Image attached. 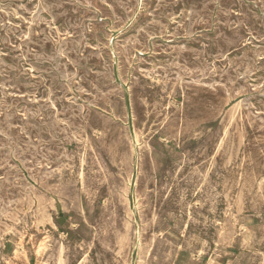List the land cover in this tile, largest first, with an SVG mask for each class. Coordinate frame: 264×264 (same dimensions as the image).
I'll return each mask as SVG.
<instances>
[{
	"label": "rangeland",
	"instance_id": "rangeland-1",
	"mask_svg": "<svg viewBox=\"0 0 264 264\" xmlns=\"http://www.w3.org/2000/svg\"><path fill=\"white\" fill-rule=\"evenodd\" d=\"M263 194L264 0H0V264H263Z\"/></svg>",
	"mask_w": 264,
	"mask_h": 264
},
{
	"label": "bare ground",
	"instance_id": "bare-ground-1",
	"mask_svg": "<svg viewBox=\"0 0 264 264\" xmlns=\"http://www.w3.org/2000/svg\"><path fill=\"white\" fill-rule=\"evenodd\" d=\"M33 27V26H32ZM36 28V27H35ZM142 76V75H141ZM151 76V75H150ZM155 76V75H154ZM154 76H152V77H154ZM145 77V76H144ZM171 79V78H170ZM136 80V79H135ZM157 80V79H156ZM166 81V80H165ZM151 82V81H150ZM158 83H160V82H158ZM163 83V82H162ZM167 87H169V86H167ZM163 89H164V87H162ZM158 89V88H157ZM167 89V88H166ZM172 89V88H171ZM162 90V89H161ZM168 90H169V88H168ZM155 91V90H154ZM153 91V92H154ZM171 91V90H170ZM182 92V91H181ZM170 93V92H169ZM177 93V92H176ZM178 94V93H177ZM184 94H186V93H184ZM151 95V94H150ZM179 95V94H178ZM122 97V96H121ZM177 97V96H176ZM143 99H144V97H143ZM173 99V98H172ZM176 100V99H175ZM182 100V99H181ZM122 101V100H121ZM153 101V100H152ZM167 101V100H166ZM177 101H178V99H177ZM142 102V101H141ZM141 102H139V103H141ZM179 102V101H178ZM227 102V101H226ZM142 103H144V102H142ZM141 103V104H142ZM149 103V102H148ZM152 103V102H151ZM123 104V103H122ZM165 104H166V102H165ZM187 104V103H186ZM220 104H221V101H220ZM176 105V104H175ZM144 106H145V103H144ZM218 106H220V105H218ZM172 107V106H171ZM178 107H179V105H178ZM184 107V106H183ZM225 107V106H224ZM145 108V107H144ZM166 108V107H165ZM178 109V108H177ZM186 109V108H185ZM225 109V108H224ZM171 110V109H170ZM218 110V109H217ZM169 111V110H168ZM221 111V110H220ZM165 112V111H164ZM184 113V112H183ZM208 113H210V112H208ZM220 113V112H219ZM164 114V113H163ZM181 114V113H180ZM208 116V115H207ZM217 116V115H216ZM245 116V115H244ZM166 118V117H165ZM215 118V117H214ZM172 119V118H171ZM216 119V118H215ZM218 119V118H217ZM111 120V119H110ZM204 120V119H203ZM104 121V120H103ZM173 121V120H172ZM100 122V121H99ZM107 122V121H106ZM113 122V121H112ZM201 122V121H200ZM247 122V121H246ZM104 122H102V124H103ZM116 123V122H115ZM203 123V122H202ZM241 123V122H240ZM105 124V123H104ZM103 124V125H104ZM169 124V123H168ZM100 125V124H99ZM102 125V126H103ZM170 125H172V124H170ZM196 125H198L197 123H196ZM209 125V124H208ZM94 126V125H93ZM216 126V125H215ZM92 127V126H91ZM104 127V126H103ZM249 127V126H248ZM260 127V126H259ZM94 128H96V127H94ZM169 128V127H168ZM167 128V129H168ZM215 128V127H214ZM224 128V127H223ZM198 129V128H197ZM254 129V128H253ZM256 129V128H255ZM254 129V130H255ZM85 130V129H84ZM194 130V129H193ZM192 130V131H193ZM253 130V131H254ZM91 131V130H90ZM89 131V132H90ZM181 132H182V130H180ZM227 131V130H226ZM88 132V133H89ZM102 132H104V131H101V133ZM176 132V131H175ZM181 132H180V134L179 135H181ZM214 132V131H213ZM212 132V133H213ZM231 132V131H230ZM86 133V132H85ZM162 133V132H161ZM183 133V132H182ZM215 133V132H214ZM255 133V132H254ZM87 134V133H86ZM158 134V133H157ZM170 134V133H169ZM226 134V133H225ZM90 135V134H89ZM161 135V134H160ZM212 135V134H211ZM98 136V135H97ZM213 136V135H212ZM221 136V135H220ZM224 136V135H223ZM88 137V136H87ZM211 137V136H210ZM218 137V136H217ZM94 138V137H93ZM129 138V137H128ZM153 138H155V137H153ZM167 138V137H166ZM182 138V137H181ZM213 138V137H212ZM83 139H84V136H83ZM161 139V138H160ZM176 139V138H175ZM186 139V138H185ZM127 140V139H126ZM189 140V139H188ZM202 140V139H201ZM208 140V139H207ZM224 140V139H223ZM90 141V140H89ZM153 141H154V139H153ZM158 141V140H157ZM81 142V141H80ZM125 142H127V141H125ZM159 142V141H158ZM167 142V141H166ZM176 142V141H175ZM193 142V141H192ZM90 143V142H89ZM128 143V142H127ZM172 143V142H171ZM189 143V142H188ZM206 143V142H205ZM223 143V142H222ZM221 143V144H222ZM85 144V143H84ZM91 144H92V142H91ZM191 144V143H190ZM198 144V143H197ZM220 144V145H221ZM131 145V144H130ZM243 145V144H242ZM78 146V145H77ZM84 146V145H83ZM151 146V145H150ZM155 146V145H154ZM178 146V145H177ZM212 146V145H211ZM217 146V145H216ZM91 147V146H90ZM90 147H89V149H90ZM191 147V146H190ZM205 147H206V145H205ZM101 148V147H100ZM128 148V147H127ZM149 148V147H148ZM153 148V147H152ZM158 148V147H157ZM216 148V147H215ZM262 148V147H261ZM196 149V148H195ZM221 149H222V146H221ZM108 150V149H107ZM174 150V149H173ZM209 150H210V148H209ZM79 151V150H78ZM176 151V150H175ZM184 151V150H183ZM186 151V150H185ZM192 151V150H191ZM77 152V151H76ZM82 152V151H81ZM91 152V151H90ZM101 152H102V150H101ZM174 152V151H173ZM189 152H190V150H189ZM249 152V151H248ZM258 152V151H257ZM103 153V152H102ZM129 153V152H128ZM181 153V152H180ZM211 153H212V151H211ZM119 154V153H118ZM213 154V153H212ZM258 154V153H257ZM102 155V154H101ZM124 155H125V153H124ZM123 155V156H124ZM127 155V154H126ZM174 155V154H173ZM179 155V154H178ZM214 155V154H213ZM110 156V155H109ZM172 156V155H171ZM175 156V155H174ZM245 156V155H244ZM251 156V155H250ZM77 157V156H76ZM79 157V156H78ZM131 157V156H130ZM159 158L161 157V156H158ZM179 157V156H178ZM238 157V156H237ZM243 157V156H242ZM248 157V156H247ZM254 157V156H253ZM259 157V156H258ZM86 158V157H85ZM103 158H105V156L103 157ZM190 158V157H189ZM221 158H222V156H221ZM78 159V158H77ZM112 159V158H111ZM111 159L109 160V161H111ZM130 159V158H129ZM251 159V158H250ZM87 160H89V159H87ZM122 161L123 160H126V157H125V159H121ZM128 160V159H127ZM161 160V159H160ZM189 159H187V161H188ZM191 160V159H190ZM98 161V160H97ZM107 161V160H106ZM118 161V160H117ZM178 161H180V160H178ZM197 161V160H196ZM248 161V160H247ZM253 161V160H252ZM257 161V160H256ZM85 162H86V160H85ZM108 162V161H107ZM112 162V161H111ZM162 162H163V160H162ZM173 162V161H172ZM201 162V161H200ZM87 163V162H86ZM151 163V162H150ZM158 163H159V161H158ZM186 163V162H185ZM188 163V162H187ZM253 163V162H252ZM95 164V163H94ZM162 164V163H161ZM183 164V163H182ZM237 164V163H236ZM250 164V163H249ZM254 164V163H253ZM81 165V164H80ZM85 165V164H84ZM111 165V164H110ZM113 165V164H112ZM115 165H117V164H115ZM120 165V164H119ZM124 165V164H123ZM154 165V164H153ZM176 165V164H175ZM188 165V164H187ZM195 165H196V163H195ZM248 165V164H247ZM91 166V165H90ZM106 166V165H105ZM114 166V165H113ZM126 166V165H125ZM164 166V165H163ZM177 166H179V165H177ZM185 166H186V164H185ZM191 166V165H190ZM88 166H86V168H87ZM116 167H118V166H116ZM194 167V166H193ZM196 167V166H195ZM215 167V166H214ZM241 167V166H240ZM115 168V167H114ZM157 168V167H156ZM169 168H172L171 166L169 167ZM187 168H188V166H187ZM208 168V167H207ZM229 168V167H228ZM243 168V167H242ZM251 168V167H250ZM73 169V168H72ZM109 169V168H108ZM148 169V168H147ZM179 169V168H178ZM184 169V168H183ZM190 169V168H189ZM103 170V169H102ZM110 170V169H109ZM149 170H151V168L149 169ZM182 170V169H181ZM185 170H186V168H185ZM184 170V171H185ZM192 170V169H191ZM216 170V169H215ZM252 170V169H251ZM69 171V170H68ZM117 171V170H116ZM120 171V170H119ZM122 171V170H121ZM156 171H158V170H156ZM161 171V170H160ZM180 171V170H179ZM187 171V170H186ZM189 171V170H188ZM223 171V170H222ZM250 171V170H249ZM54 172V171H53ZM75 172V171H74ZM149 172V171H148ZM153 172H155V171H153ZM180 172H182V171H180ZM179 172V173H180ZM227 172V171H226ZM243 172H244V170H243ZM248 172V171H247ZM55 173V172H54ZM61 173H63V172H61ZM66 173V172H65ZM76 173V172H75ZM74 173V174H75ZM78 173V172H77ZM101 173V172H100ZM108 173H110L111 174V171L110 172H108ZM107 173V174H108ZM121 173V172H120ZM166 173V172H165ZM167 173H168V171H167ZM171 173V172H170ZM170 173H169V175H170ZM206 173V172H205ZM251 173V172H250ZM64 174V173H63ZM68 174V173H67ZM97 174V173H96ZM96 174H94V175H96ZM155 174V173H154ZM177 174V173H176ZM185 174V173H184ZM228 174V173H227ZM70 175V174H69ZM72 175H73V173H72ZM87 175V174H86ZM167 175V174H166ZM186 175V174H185ZM188 175H189V173H188ZM64 176V175H63ZM84 176V175H83ZM99 176V175H98ZM101 176V175H100ZM110 176V175H109ZM118 176V175H117ZM122 176V175H121ZM155 176V175H154ZM178 176H180V175H178ZM178 176H177V178H178ZM227 175H225L224 177H226ZM258 176V175H257ZM93 177V176H92ZM116 177V176H115ZM126 177V176H125ZM158 177H161V175L160 176H158ZM164 177V176H163ZM182 177V176H181ZM183 177H185L184 175H183ZM205 177V176H204ZM216 177V176H215ZM61 178V177H60ZM62 178H64V177H62ZM84 178H85V176H84ZM95 178H96V176H95ZM99 178V177H98ZM117 178V177H116ZM170 178V177H169ZM200 178V177H199ZM222 178H223V176H222ZM258 178V177H257ZM109 179V178H108ZM113 179H115L114 177H113ZM112 179V180H113ZM158 179V178H157ZM161 179V178H160ZM168 179V178H167ZM189 179V178H188ZM193 179L194 178H192V181H193ZM202 179V178H201ZM201 179H199L200 181H201ZM216 179H217V177H216ZM77 180V179H76ZM85 180V179H84ZM87 180V179H86ZM85 180V181H86ZM96 180V179H95ZM98 180V179H97ZM123 180H124V178H123ZM178 180V179H177ZM187 180V179H186ZM198 180V179H197ZM240 180V179H239ZM256 180V179H255ZM56 181H57V179H56ZM89 181V180H88ZM100 181H101V178H100ZM107 181H109V180H107ZM119 181V180H118ZM127 181V180H126ZM129 181V180H128ZM164 181V180H163ZM168 181H170V180H168ZM182 181V180H181ZM262 181V180H261ZM74 182V181H73ZM120 182V181H119ZM156 182V181H155ZM166 182V181H165ZM172 182H174V181H172ZM215 182V181H214ZM254 182V181H253ZM256 182V181H255ZM258 182V181H257ZM36 183H37V181H36ZM35 183V184H36ZM78 183H79V181H78ZM87 183V182H86ZM88 183H90V181L88 182ZM87 183V184H88ZM104 183V182H103ZM117 183V182H116ZM126 182H124V184H125ZM162 183V182H161ZM168 183V182H167ZM176 183V182H175ZM177 183H180V182H177ZM195 183V182H194ZM41 184V183H40ZM66 184V183H65ZM70 184V183H69ZM72 184H74V183H72L71 182V184L70 185H72ZM120 184V183H119ZM118 184V185H119ZM185 184V183H184ZM197 184V183H196ZM195 184V185H196ZM211 184V183H210ZM254 184V183H253ZM258 184V183H257ZM52 185H54V184H52ZM58 186H59V184H57ZM56 185V186H57ZM92 185V184H91ZM96 185V184H95ZM94 185V186H95ZM100 185V184H99ZM106 185V184H105ZM109 185V184H108ZM115 185V184H114ZM117 185V184H116ZM116 185H115V187H116ZM122 185V184H121ZM129 185V184H128ZM165 185V184H164ZM180 185H181V183H180ZM193 185V184H192ZM48 186V185H47ZM79 186V185H78ZM87 186V185H86ZM103 186V185H102ZM120 186V185H119ZM166 186H167V184H166ZM176 186V185H175ZM184 186H187L186 184L184 185ZM208 186V185H207ZM214 186V185H213ZM257 186V185H256ZM88 187V186H87ZM95 187H97V186H95ZM101 187V186H100ZM111 188H112V186H110ZM123 187V186H122ZM158 187V186H157ZM156 187V188H157ZM165 187V186H164ZM163 187V188H164ZM168 187V186H167ZM173 187V186H172ZM198 187V186H197ZM205 187V186H204ZM243 187V186H242ZM54 188V187H53ZM58 188V187H57ZM75 188H77V187H75ZM88 188H91V187H88ZM94 188V187H93ZM98 188V187H97ZM121 188V187H120ZM155 188V189H156ZM160 188H161V186H160ZM196 188V187H195ZM207 188V187H206ZM208 188H210L209 186H208ZM34 189V188H33ZM85 189V188H84ZM87 189V188H86ZM100 189V188H99ZM113 189H116V188H114L113 187ZM124 189V188H123ZM162 189V188H161ZM165 189V188H164ZM173 189V188H172ZM187 189V188H186ZM204 189V188H203ZM245 189V188H244ZM46 190V189H45ZM57 190V189H56ZM55 190V191H56ZM66 190H68V189H66ZM73 191H74V189H72ZM76 190V189H75ZM88 190V189H87ZM98 190V189H97ZM109 190V189H108ZM107 190V191H108ZM117 190H118V188H117ZM170 190H171V188H170ZM177 190V189H176ZM183 190V189H182ZM189 190V189H188ZM192 190H193V188H192ZM217 190H218V188H217ZM216 190V191H217ZM32 191H34V190H32ZM43 191V190H42ZM51 191V190H50ZM71 191V190H70ZM85 191V190H84ZM90 191V190H89ZM100 191V190H99ZM105 191V190H104ZM124 191V190H123ZM175 191V190H174ZM180 191V190H179ZM186 191V190H185ZM204 191H206V190H204ZM207 191H208V189H207ZM256 191V190H255ZM45 192V191H44ZM59 192V191H58ZM68 192V191H67ZM92 192V191H91ZM94 192H96V191H94ZM98 192V191H97ZM170 192V191H169ZM203 192V191H202ZM212 192V191H211ZM46 193V192H45ZM84 193H87V191L86 192H84ZM93 193V192H92ZM124 193V192H123ZM127 193V192H126ZM165 193H166V191H165ZM180 193V192H179ZM220 193V192H219ZM245 192H243V194H244ZM47 194V193H46ZM70 194V193H69ZM82 194H83V192H82ZM116 194V193H115ZM120 194V193H119ZM171 194V193H170ZM173 194V193H172ZM186 194V193H185ZM188 194H189V192H188ZM202 194V193H201ZM204 194H205V192H204ZM218 194V193H217ZM216 194V195H217ZM75 195V194H74ZM105 195V194H104ZM125 195V194H124ZM127 195V194H126ZM169 195V194H168ZM176 195V194H175ZM190 195V194H189ZM53 196V195H52ZM56 196V195H55ZM70 196V195H69ZM77 196V195H76ZM166 196V195H165ZM185 196V195H184ZM193 196V195H192ZM258 196V195H257ZM263 196H264V194H263ZM65 197V196H64ZM67 197H68V195H67ZM104 197V196H103ZM111 197V196H110ZM167 197V196H166ZM181 197V196H180ZM198 197V196H197ZM202 197V196H201ZM244 197V196H243ZM253 197V196H252ZM251 197V198H252ZM57 198V197H56ZM107 198V197H106ZM124 198V197H123ZM161 198V197H160ZM162 198H163V196H162ZM187 198V197H186ZM210 198V197H209ZM59 199V198H58ZM65 198H63V200H64ZM69 199V198H68ZM67 199V200H68ZM71 199V198H70ZM78 199V198H77ZM90 199V198H89ZM108 199V198H107ZM117 199V198H116ZM174 199H176L175 197H174ZM204 199V198H203ZM212 199V198H211ZM218 199V198H217ZM33 200V199H32ZM86 200H87V197H86ZM94 200V199H93ZM106 200V199H105ZM112 200V199H111ZM119 200V199H118ZM117 200V201H118ZM124 200V199H123ZM170 200V199H169ZM172 200V199H171ZM182 200V199H181ZM221 200V199H220ZM251 200V199H250ZM254 200V199H253ZM35 201V200H34ZM66 201V200H65ZM107 201H109V200H107ZM127 201H128V199H127ZM166 201V200H165ZM164 201V202H165ZM176 201V200H175ZM187 201H188V199H187ZM195 201V200H194ZM210 201V200H209ZM211 201H213V200H211ZM33 202V201H32ZM75 202V201H74ZM74 202H73V204H74ZM80 202V201H79ZM82 202H84V201H82ZM94 202V201H93ZM102 202V201H101ZM120 202V201H119ZM159 202V201H158ZM168 203H169V201H167ZM172 202V201H171ZM174 202V201H173ZM179 202V201H178ZM183 202V201H182ZM202 202V201H201ZM249 202H251V201H249ZM248 202V203H249ZM254 202H256V201H254ZM89 203H91V202H89ZM110 203V202H109ZM117 203V202H116ZM126 203V202H125ZM210 203V202H209ZM55 204V203H54ZM63 204H64V201H63ZM105 204V203H104ZM107 204V203H106ZM172 205H173V203H171ZM183 204V203H182ZM189 204V203H188ZM233 204V203H232ZM232 204H230V205H232ZM250 204V203H249ZM251 204H252V202H251ZM250 204V205H251ZM260 204V203H259ZM86 205H88V203L86 204ZM92 205V204H91ZM90 205V206H91ZM114 205V204H113ZM116 205V204H115ZM121 205V204H120ZM187 205V204H186ZM193 205V204H192ZM191 205V206H192ZM210 205H212V202H211V204ZM117 206H118V204H117ZM157 207H158V203H157V205H156ZM162 206V205H161ZM168 206V205H167ZM174 206H176V205H174ZM180 206H182V205H180ZM184 206V205H183ZM183 206H182V208H183ZM199 206V205H198ZM217 206V205H216ZM252 206V205H251ZM66 207H67V205H66ZM94 207H96V204H95V206ZM104 207H105V205H104ZM122 207V206H121ZM170 207V206H169ZM171 207H173V206H171ZM170 207V208H171ZM177 207H179V206H177ZM185 207V206H184ZM259 207V206H258ZM25 208V207H24ZM34 208V207H33ZM69 208V207H68ZM89 208V207H88ZM109 208V207H108ZM108 208H106V209H108ZM111 208H112V205H111ZM118 208H120V206L118 207ZM128 208V207H127ZM165 208V207H164ZM168 208V207H167ZM174 208V207H173ZM188 208V207H187ZM222 208V207H221ZM264 208V207H263ZM82 209V208H81ZM94 209V208H93ZM114 208H112V210H113ZM157 209V208H156ZM185 209V208H184ZM207 209V208H206ZM209 209V208H208ZM66 210V209H65ZM64 210V211H65ZM69 210V209H68ZM86 210V209H85ZM159 210V209H158ZM186 210V209H185ZM203 210V209H202ZM213 210V209H212ZM224 210H226L225 208H224ZM257 210V209H256ZM79 211V210H78ZM90 211V210H89ZM94 211V210H93ZM108 211H109V209H108ZM107 211V212H108ZM166 211V210H165ZM194 211H196V210H194ZM217 211V210H216ZM216 211H214V212H216ZM264 211V210H263ZM33 212V211H32ZM67 212V211H66ZM66 212H64V213H66ZM84 212H87V211H84ZM104 212V211H103ZM107 212H106V214H107ZM113 212V211H112ZM114 212H117V211H114ZM157 212V211H156ZM169 212V211H168ZM168 212H167V215H168ZM180 212V211H179ZM188 212V211H187ZM203 212V211H202ZM213 212V211H212ZM226 212V211H225ZM257 212V211H256ZM255 212V213H256ZM259 212V211H258ZM90 213H92V212H90ZM99 213V212H98ZM175 213V212H174ZM205 213V212H204ZM263 213V212H262ZM89 214V213H88ZM94 214V213H93ZM170 214V213H169ZM207 214H208V212H207ZM250 214V213H249ZM254 214V213H253ZM26 215V214H25ZM79 215V214H78ZM86 215V214H85ZM186 215V214H185ZM189 215V214H188ZM203 215V214H202ZM245 215V214H244ZM251 215V214H250ZM249 215V216H250ZM27 216V215H26ZM89 216V215H88ZM94 216V215H93ZM103 218H104V216L103 215H101ZM107 216V215H106ZM171 216V215H170ZM175 216V215H174ZM225 216V215H224ZM256 216H258V215H256ZM50 217V216H49ZM85 217V216H84ZM98 217V216H97ZM109 217V216H108ZM112 217V216H111ZM110 217V218H111ZM126 217V216H125ZM155 217V216H154ZM168 216H166V218H167ZM206 217V216H205ZM232 217V216H231ZM245 217V216H244ZM28 218V217H27ZM110 218H108V219H110ZM156 218V217H155ZM191 218V217H190ZM251 218V217H250ZM259 218V217H258ZM22 219V218H21ZM30 219V218H29ZM87 219V218H86ZM95 219V218H94ZM94 219H92V220H94ZM99 219H101V218H99ZM116 219H118V218H116ZM132 219V218H131ZM205 219V218H204ZM231 219V218H230ZM242 219V218H241ZM253 219V218H252ZM257 219V218H256ZM255 219V220H256ZM91 220V221H92ZM111 220V219H110ZM110 220H108V221H110ZM114 220V219H113ZM130 220V219H129ZM158 220V219H157ZM156 220V221H157ZM161 220V219H160ZM164 220V219H163ZM165 220H167V219H165ZM171 220H173V219H171ZM197 220V219H196ZM231 220H233V219H231ZM237 220V219H236ZM248 220V219H247ZM255 220H252L253 222H255ZM262 220V219H261ZM263 220H264V218H263ZM23 221V220H22ZM26 221H28V220H26ZM107 221V222H108ZM170 221V220H169ZM176 221V220H175ZM180 221V220H179ZM189 221V220H188ZM19 222V221H18ZM114 222V221H113ZM182 222V221H181ZM32 223H33V221H32ZM50 223V222H49ZM82 223V222H81ZM87 223H89V222H87ZM98 223V222H97ZM97 223H96V225H97ZM105 223V222H104ZM109 223V222H108ZM112 223V222H111ZM167 223V222H166ZM169 223V222H168ZM180 223V222H179ZM190 223V222H189ZM200 223H201V220H200ZM203 223V222H202ZM245 223V222H244ZM21 224V223H20ZM94 224H95V222H94ZM99 224V223H98ZM107 224V223H106ZM135 224V223H134ZM165 224V223H164ZM170 224V223H169ZM194 224V223H193ZM196 224V223H195ZM241 224V223H240ZM26 225V224H25ZM89 225H90V223H89ZM91 225H93V222L91 223ZM90 225V226H91ZM119 225V224H118ZM166 225V224H165ZM179 225V224H178ZM181 225V224H180ZM183 225V224H182ZM215 225V224H214ZM234 225V224H233ZM31 226V225H30ZM53 226V225H52ZM85 226V225H84ZM101 226V225H100ZM99 226V227H100ZM107 226H109V225H107ZM114 226V225H113ZM157 226V225H156ZM190 226V225H189ZM193 226V225H192ZM246 226V225H245ZM19 227V226H18ZM17 227V228H18ZM54 227V226H53ZM64 227V226H63ZM85 227H88V226H85ZM97 227V226H96ZM153 227H154V225H153ZM185 227H186V225H185ZM200 227V226H199ZM262 227V226H261ZM11 228V227H10ZM14 228V227H13ZM16 228V229H17ZM20 228V227H19ZM18 228V229H19ZM29 228V227H28ZM51 228V227H50ZM68 228V227H67ZM175 228V227H174ZM177 228V227H176ZM180 228V227H179ZM193 228V227H192ZM197 228V227H196ZM24 229V228H23ZM87 229V228H86ZM96 229H98V228H96ZM102 229V228H101ZM100 229V230H101ZM159 229V228H158ZM163 229V228H162ZM199 229V228H198ZM31 230V229H30ZM47 230H49V229H47ZM56 230V229H55ZM110 230H112V229H110ZM161 230V229H160ZM172 230V229H171ZM180 230V229H179ZM178 230V231H179ZM194 230V229H193ZM200 230V229H199ZM259 230V229H258ZM17 231H19V230H16V232ZM86 231V230H85ZM84 231V232H85ZM106 231V230H105ZM241 231H243V230H241ZM12 232V231H11ZM91 232V231H90ZM101 232V231H100ZM112 232H113V230H112ZM164 232H166L165 230H164ZM184 232V231H183ZM190 232V231H189ZM188 232V233H189ZM196 232V231H195ZM194 232V233H195ZM259 232V231H258ZM17 233H19V232H17ZM25 233V232H24ZM47 234H48V231L46 232ZM120 233H122V232H120ZM158 233V232H157ZM185 234L187 233V232H184ZM192 233V232H191ZM40 234V233H39ZM43 234V233H42ZM51 234V233H50ZM109 234H111V233H109ZM175 234V233H174ZM182 234V233H181ZM205 234H207V231H205ZM204 234V235H205ZM264 234V233H263ZM83 235V234H82ZM90 235H92V234H90ZM99 235V234H98ZM103 235V234H102ZM134 235H135V233H134ZM165 235V234H164ZM163 235V236H164ZM187 235V234H186ZM195 235H197V234H195ZM199 235V234H198ZM257 235V234H256ZM255 235V236H256ZM9 236H11L10 234H9ZM46 236V235H45ZM85 236H86V234H85ZM101 236V235H100ZM99 236V237H100ZM118 236H119V234H118ZM129 236H131V235H129ZM177 236V235H176ZM201 236V235H200ZM206 236V235H205ZM16 237H18V236H16ZM32 237V236H31ZM47 237V236H46ZM58 237H59V235H58ZM95 237V236H94ZM109 237V236H108ZM160 237V236H159ZM165 237V236H164ZM264 236L262 235V238H263ZM27 238V237H26ZM33 238V237H32ZM80 238H82V236L80 237ZM84 238V237H83ZM154 238H156V237H154ZM179 238V237H178ZM185 238V237H184ZM199 238H202V237H199ZM213 238V237H212ZM256 238V237H255ZM261 238V239H262ZM6 239V238H5ZM42 239V238H41ZM52 239V238H51ZM57 239V238H56ZM96 239H97V237H96ZM112 239V238H111ZM158 239V238H157ZM257 239V238H256ZM20 240V239H19ZM105 240H106V238H105ZM139 240V239H138ZM160 240V239H159ZM167 240V239H166ZM195 240V239H194ZM232 240H233V238H232ZM28 241H30V240H28ZM44 241V240H43ZM84 241H86L85 239H84ZM90 241V240H89ZM97 240H95V242H96ZM101 241V240H100ZM104 241V240H103ZM107 241V240H106ZM133 241V240H132ZM132 241H131V243H132ZM165 241V240H164ZM139 242V241H138ZM159 242V241H158ZM172 242V241H171ZM184 242V241H183ZM186 242V241H185ZM212 242V241H211ZM18 243V242H17ZM89 243V242H88ZM99 243V242H98ZM101 243V242H100ZM105 243V242H104ZM111 242H109V244H110ZM174 243V242H173ZM178 243H180V241L178 242ZM190 243V242H189ZM232 243V242H231ZM243 243V242H242ZM251 243V242H250ZM49 244V243H48ZM52 244V243H51ZM133 244V243H132ZM171 244V243H170ZM199 244V243H198ZM249 244V243H248ZM257 244H258V242H257ZM36 245H38V244H36ZM40 245H42V243L40 244ZM137 245V244H136ZM161 245V244H160ZM174 245V244H173ZM189 245V244H188ZM241 245V244H240ZM239 245V246H240ZM250 245V244H249ZM59 246H60V244H59ZM114 246V245H113ZM163 246V245H162ZM180 246V245H179ZM192 246V245H191ZM191 246H190V248H191ZM197 246V245H196ZM195 246V247H196ZM201 246V245H200ZM87 247H89V246H87ZM110 247V246H109ZM132 247V246H131ZM152 247V246H151ZM194 246H193V248H195ZM198 247V246H197ZM42 248V247H41ZM82 248V247H81ZM133 248V247H132ZM177 248V247H176ZM187 248V247H186ZM193 248H192V251H193ZM234 248H236V247H234ZM240 248V247H239ZM43 249H45V248H43ZM97 249V248H96ZM99 249V248H98ZM110 249V248H109ZM114 249V248H113ZM131 249V248H130ZM162 249V248H161ZM196 249V248H195ZM197 249H199V247L197 248ZM3 250V249H2ZM35 250H37L36 248H35ZM80 250V249H79ZM163 250V249H162ZM161 250V251H162ZM167 250V249H166ZM188 250H189V248H188ZM191 250V249H190ZM239 250V249H238ZM244 250V249H243ZM262 250V249H261ZM40 251V250H39ZM38 251V252H39ZM60 251V250H59ZM82 251V250H81ZM234 251V250H233ZM236 251V250H235ZM254 251V250H253ZM257 251V250H256ZM35 252V251H34ZM112 252H113V250H112ZM151 252V251H150ZM167 252V251H166ZM169 252V251H168ZM191 252V251H190ZM13 253V252H12ZM33 253V252H32ZM40 253V252H39ZM91 253V252H90ZM94 253V252H93ZM102 253V252H101ZM131 253V252H130ZM193 253V252H192ZM199 253V252H198ZM211 253V252H210ZM212 253H214V252H212ZM232 253V252H231ZM235 253V252H234ZM238 253V252H237ZM243 253V252H242ZM246 253H248V252H246ZM255 253V252H254ZM28 254V253H27ZM33 254H35V253H33ZM83 254V253H82ZM99 254V253H98ZM103 254H106V253H103ZM109 254V253H108ZM107 254V255H108ZM111 254V253H110ZM129 254V253H128ZM167 254V253H166ZM165 254V255H166ZM241 254V253H240ZM245 254V253H244ZM258 254V253H257ZM260 254V253H259ZM89 255H91V254H89ZM95 255V254H94ZM102 255V254H101ZM208 255V254H207ZM232 255V254H231ZM242 255V254H241ZM250 255V254H249ZM249 255L247 256V257H249ZM35 256V255H34ZM97 256V255H96ZM95 256V257H96ZM109 256V255H108ZM128 256V255H127ZM151 256V255H150ZM175 256V255H174ZM236 256H238V255H236ZM109 257H113V256H109ZM108 257V258H109ZM136 257V256H135ZM140 257V256H139ZM163 257V256H162ZM171 257H173V256H171ZM204 257V256H203ZM210 257V256H209ZM19 258V257H18ZM40 258V257H39ZM43 258V257H42ZM220 258V257H219ZM233 258V257H232ZM23 259V258H22ZM103 259H104V257H103ZM135 259V258H134ZM151 259V258H150ZM164 259V258H163ZM211 259V258H210ZM227 259V258H226ZM247 259V258H246ZM18 260V259H17ZM96 260V259H95ZM171 260V259H170ZM196 260V259H195ZM222 260V259H221ZM230 260H231V258H230ZM253 260V259H252ZM256 260V259H255ZM2 261V260H1ZM6 261V260H5ZM14 261H16V260H14ZM20 261V260H19ZM40 261V260H39ZM86 261V260H85ZM105 261V260H104ZM114 261H116V260H114ZM119 261V260H118ZM172 261V260H171ZM193 261V260H192ZM17 262V261H16ZM36 262V261H35ZM103 262V261H102ZM106 262V261H105ZM128 262V261H127ZM139 262V261H138ZM167 262V261H166ZM165 262V263H166ZM188 262V261H187ZM200 262V261H199ZM8 263V262H7ZM6 263V264H7ZM37 263V262H36ZM43 263V262H42ZM57 263V262H56ZM95 263V262H94ZM104 263V262H103ZM126 263V262H125ZM149 263V262H148ZM194 263V262H193ZM232 263V262H231ZM241 263V262H240ZM253 263V262H252ZM255 263H257V262H255ZM3 264V263H2ZM5 264V263H4ZM35 264V263H34ZM82 264V263H81ZM86 264V263H85ZM97 264H99V263H97ZM115 264H117V263H115ZM123 264H124V262H123ZM127 264V263H126ZM150 264V263H149ZM169 264V263H168ZM201 264V263H200ZM203 264V263H202ZM223 264H224V261H223ZM264 264V263H263Z\"/></svg>",
	"mask_w": 264,
	"mask_h": 264
}]
</instances>
